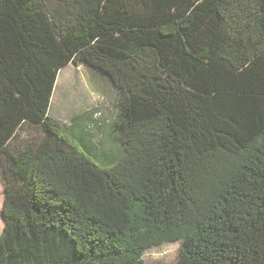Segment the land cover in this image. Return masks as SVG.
I'll use <instances>...</instances> for the list:
<instances>
[{"label": "trees", "instance_id": "16d2710c", "mask_svg": "<svg viewBox=\"0 0 264 264\" xmlns=\"http://www.w3.org/2000/svg\"><path fill=\"white\" fill-rule=\"evenodd\" d=\"M70 63L117 90L111 166L50 114ZM0 156V264H264V0H0Z\"/></svg>", "mask_w": 264, "mask_h": 264}, {"label": "rangeland", "instance_id": "374dc122", "mask_svg": "<svg viewBox=\"0 0 264 264\" xmlns=\"http://www.w3.org/2000/svg\"><path fill=\"white\" fill-rule=\"evenodd\" d=\"M118 109V93L106 75L86 65L70 63L59 71L51 100L50 114L62 123L74 127L73 139L99 165L111 166L121 154L122 144L112 129ZM37 132V128H32ZM28 133L23 132L16 141L19 145ZM0 156V234L4 227L2 210L6 195ZM181 242L165 243L145 251L146 264H175L179 258Z\"/></svg>", "mask_w": 264, "mask_h": 264}, {"label": "bare ground", "instance_id": "6f19581e", "mask_svg": "<svg viewBox=\"0 0 264 264\" xmlns=\"http://www.w3.org/2000/svg\"><path fill=\"white\" fill-rule=\"evenodd\" d=\"M1 222H2V218L0 217V225H1ZM1 228V227H0Z\"/></svg>", "mask_w": 264, "mask_h": 264}, {"label": "water", "instance_id": "95a60500", "mask_svg": "<svg viewBox=\"0 0 264 264\" xmlns=\"http://www.w3.org/2000/svg\"><path fill=\"white\" fill-rule=\"evenodd\" d=\"M1 214H2V217H3V210H2V213H1ZM3 220H4V219H3Z\"/></svg>", "mask_w": 264, "mask_h": 264}]
</instances>
